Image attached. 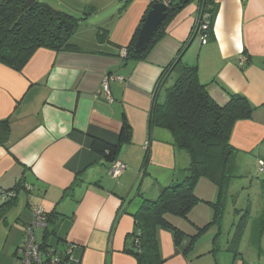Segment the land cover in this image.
<instances>
[{
    "label": "crops",
    "instance_id": "crops-1",
    "mask_svg": "<svg viewBox=\"0 0 264 264\" xmlns=\"http://www.w3.org/2000/svg\"><path fill=\"white\" fill-rule=\"evenodd\" d=\"M215 2L214 39L202 44L195 38L181 59L198 66L201 83L219 105H226L229 94L236 93L256 108L250 120L236 123L231 136L238 150L237 174L242 177L264 160V0ZM153 3L85 0L74 10L81 16L87 8L92 11L71 38L79 51L39 49L20 72L0 63V193L20 182L25 186L0 223V264L15 263L33 210L39 206L53 220L50 244H71L79 264H137L124 252L135 229L133 214L144 199H156L162 186L181 179L190 163L189 155L174 147L169 131L156 127L150 132L149 118L160 78L192 32L198 3L172 20L146 60L125 62L121 53ZM100 28L108 29V41L98 40ZM111 74L122 78L110 83L113 102L101 91L104 77ZM175 78L171 71L165 86ZM162 88L156 96L160 102L165 98ZM125 122L131 139L122 145L117 160L127 170L113 178L112 163L101 158L92 144L95 140L120 144ZM253 194L262 197L263 191ZM198 196L209 201L216 197L212 191L207 197L201 192ZM197 209L188 219L201 228L211 221L212 209ZM169 220L190 235L181 218ZM158 237L166 264H211L207 255L215 256L213 264H243L240 257L232 262L227 255L219 258L214 248L196 253L194 245L186 252L189 239L176 246L173 234L165 229Z\"/></svg>",
    "mask_w": 264,
    "mask_h": 264
},
{
    "label": "trees",
    "instance_id": "trees-1",
    "mask_svg": "<svg viewBox=\"0 0 264 264\" xmlns=\"http://www.w3.org/2000/svg\"><path fill=\"white\" fill-rule=\"evenodd\" d=\"M168 1L165 20L155 31L147 50L137 54L134 52V45L139 32L154 4L161 2L155 1L146 12L131 43L124 48L127 54L122 58L125 62L146 60L153 48L165 36L166 28L172 20L195 2L198 3L199 16L205 14L211 16L210 28L206 33L209 34V41L214 39V20L218 13V4L215 0ZM91 13L92 11L77 17L39 0H0V63L20 72L39 49L44 48L55 52L79 51L78 47L71 43V38L86 16ZM197 35L199 34H195L192 29L177 59L163 72L155 92V102L149 118L150 132L156 127L169 131L173 137L174 147L186 152L190 157V163L183 170L181 179L162 186L156 199H144L140 209L133 214L135 229L128 235L124 252L132 255L137 264H166L158 237L161 229L173 234L176 246H180L182 241L188 238L190 244L186 252L194 248L198 236L208 231L211 226H218L221 229L231 197L230 186L235 179L241 177L237 174L238 150L231 144V136L236 123L241 120H250L256 108L247 97L236 93L229 94L230 100L226 105H219L210 96L207 86L201 83L198 66H188L182 62L183 53ZM97 37L100 42L108 41V29L100 28ZM171 71L176 74V78L168 87L165 85ZM162 87L165 98L160 102L156 100V96ZM130 139L131 128L125 122L120 144L112 145L95 140L92 149L101 158L113 163L117 160L122 145L130 142ZM149 164L150 147L148 146L142 168L143 173H147ZM201 179H208L217 185V196L214 201L208 202L212 209L211 221L198 228V233L190 236L174 225L169 217L188 219L191 211L202 201L195 192ZM21 189H25V186L20 182L15 188L0 193V223L7 219L8 213L17 204V194ZM239 210L238 214H241L242 209ZM247 213L248 211L246 215ZM47 216L48 227L43 232L40 248L44 252L50 248L61 252L60 248L69 243L61 241L55 245L50 244L49 227L53 220L49 215ZM250 219V216L246 220L241 218L237 231L229 241L228 250L234 254L235 259L242 258L243 264H251L243 259L240 252L244 230ZM256 220L258 225L252 229L250 236L252 245L260 252L264 220L262 218ZM219 236L218 233L214 238V244L217 243ZM214 249V253L218 251L216 247Z\"/></svg>",
    "mask_w": 264,
    "mask_h": 264
},
{
    "label": "rangeland",
    "instance_id": "rangeland-1",
    "mask_svg": "<svg viewBox=\"0 0 264 264\" xmlns=\"http://www.w3.org/2000/svg\"><path fill=\"white\" fill-rule=\"evenodd\" d=\"M39 1L47 3L51 7L57 10L64 11L66 13L78 17L81 16V14L79 15L75 14L74 10H76L77 8H82L83 6L81 3H83L85 0H39ZM90 12L91 10L89 8H87L85 11V13H90ZM254 168L255 167L252 166L250 172H246L245 174L243 173L244 178L243 176L241 177L243 179L241 178L235 179L232 182L230 186L231 197L229 198V202L227 204V210L225 213L222 228L219 229L218 226H211L208 231H206L203 234H200L195 242L196 253H198L199 251H208L207 249L216 247V249L218 250L216 252V255H218L219 258H223V256L227 255L229 256L230 259H232L231 262L234 261V254L228 250L230 238H232L235 232L237 231V227L241 221V218H245L246 220V218L248 219L250 216L251 218L250 222L246 226L244 230L245 231L244 235L242 237L240 252L243 254V259L248 263L264 264V237L262 238V247H261L262 249L260 252H258L257 248H255V246L252 245L251 242L252 238L250 236L252 234V229L256 225H258L256 219L262 218L264 220V207H263L264 206V186H263L264 173H260L259 171H257L258 169L255 170ZM257 183L259 184V187L256 186ZM196 188L195 189L197 195L198 192H201L203 193V195H205V197H207V195L209 194L211 195V191H212V193L217 196V185L208 179H204L202 183L198 182ZM256 190H260L261 192L263 191V196L262 197L255 196L253 193ZM198 197L201 198L202 201L195 206V208H198L197 210H200L202 208H208V209L211 208L208 203L209 202L208 199L203 198L201 196ZM21 198H23L22 195ZM260 204H262V206H260ZM239 209H242V211L241 214L238 215ZM247 211L248 213L246 215ZM244 215L246 216L244 217ZM181 222L185 224L186 230L190 235H195L196 233L199 232V229L195 227L189 221V219L181 218ZM218 233L220 234V236L218 238L217 243L214 244L213 240L218 235ZM214 257L215 256L207 255L206 261L210 260L209 262L213 264L215 263Z\"/></svg>",
    "mask_w": 264,
    "mask_h": 264
},
{
    "label": "built area",
    "instance_id": "built-area-1",
    "mask_svg": "<svg viewBox=\"0 0 264 264\" xmlns=\"http://www.w3.org/2000/svg\"><path fill=\"white\" fill-rule=\"evenodd\" d=\"M168 5V0H155ZM211 16L209 14L201 15L197 14L195 23L193 25V32L197 35L202 44L209 42V34L206 33L211 24ZM126 50L124 49L121 53L122 57L126 56ZM246 61L245 57H242L240 64L244 65ZM122 80L121 77L116 75H107L104 77L101 85V91L104 92L110 102H113V97L111 94L110 83L112 81ZM127 170V165L119 160H115L109 170V174L113 178H117ZM258 171L260 173L264 172V160L258 161ZM29 189V187H27ZM48 227V216L44 211L42 206L37 207L33 211V219L26 227V241L25 244L19 250V256L17 257L14 264H74L77 261L73 256V246L67 244L60 248V251H56L50 248L48 251L44 252L40 248L41 238L43 232Z\"/></svg>",
    "mask_w": 264,
    "mask_h": 264
},
{
    "label": "water",
    "instance_id": "water-1",
    "mask_svg": "<svg viewBox=\"0 0 264 264\" xmlns=\"http://www.w3.org/2000/svg\"><path fill=\"white\" fill-rule=\"evenodd\" d=\"M167 11V5L163 3L154 4L152 10L149 12L147 19L139 32L137 41L134 45L135 53L138 54L147 50L155 31L161 26V24L165 20Z\"/></svg>",
    "mask_w": 264,
    "mask_h": 264
},
{
    "label": "clouds",
    "instance_id": "clouds-1",
    "mask_svg": "<svg viewBox=\"0 0 264 264\" xmlns=\"http://www.w3.org/2000/svg\"><path fill=\"white\" fill-rule=\"evenodd\" d=\"M161 3H162V2H161ZM163 4H164V3H163ZM165 5H166V4H165ZM192 29H193V28H192ZM197 37H198V36H197ZM197 37H195V38H197ZM195 38H194V39H195Z\"/></svg>",
    "mask_w": 264,
    "mask_h": 264
}]
</instances>
